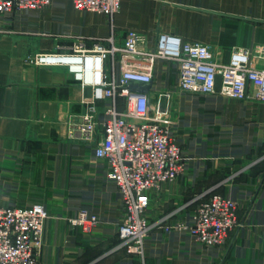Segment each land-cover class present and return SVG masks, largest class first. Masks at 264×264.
<instances>
[{"label":"crops","instance_id":"1","mask_svg":"<svg viewBox=\"0 0 264 264\" xmlns=\"http://www.w3.org/2000/svg\"><path fill=\"white\" fill-rule=\"evenodd\" d=\"M128 29L142 33L149 48L168 32L207 43L227 60L236 46L264 44V0H121L112 18L77 10L73 0H52L42 8L0 14V204L40 202L47 208L36 247L39 264L137 262L115 248L122 195L107 176V160L95 155L104 102L92 136L78 130L70 136L91 88L66 65L27 61L67 45L71 35L87 37L91 45V38L113 34L120 44ZM177 79L175 62L158 59L148 89L152 98ZM174 92L180 93L169 130L182 147L184 170L149 191L146 215L154 226L144 243L145 263L264 264V102ZM212 192L238 203L240 225L226 243L207 245L184 228H165L191 223L197 205ZM82 210L99 218L89 232L69 222Z\"/></svg>","mask_w":264,"mask_h":264},{"label":"built area","instance_id":"2","mask_svg":"<svg viewBox=\"0 0 264 264\" xmlns=\"http://www.w3.org/2000/svg\"><path fill=\"white\" fill-rule=\"evenodd\" d=\"M51 1L0 0V14L42 8ZM73 5L77 10L112 18L121 0H73ZM74 37L70 44L58 45L53 52L29 55L27 61L66 65L82 86L91 88V94L82 98L86 109L80 121L68 130L70 136L78 130L91 137L99 122V103L104 102L101 111L105 117L95 155L107 160V176L117 183L122 195L124 218L118 227L116 248L136 258L135 264H146L144 243L154 226L146 215L149 191L161 189L184 170L182 147L169 131L172 92L220 93L264 102V44L254 49L236 46L225 60L207 43L168 32L159 33L151 48L146 37L134 29L125 33L120 44L113 34L91 38V45L87 37ZM158 59L174 61L178 79L171 89L152 98L149 91L135 85L154 80ZM48 217L47 208L40 202L0 204V264H39L36 247ZM69 222L89 232L99 224V218L82 210ZM239 224L237 202L213 192L197 205L191 223L165 228H184L200 243L222 245Z\"/></svg>","mask_w":264,"mask_h":264},{"label":"rangeland","instance_id":"3","mask_svg":"<svg viewBox=\"0 0 264 264\" xmlns=\"http://www.w3.org/2000/svg\"><path fill=\"white\" fill-rule=\"evenodd\" d=\"M14 11V10H13ZM91 12H93V11H91ZM95 13H97V12H95ZM129 30V29H128ZM127 30V31H128ZM134 30H136V29H134ZM74 36H69L68 37V41H70V42H67V40H66V42H67V44H70L73 40H74ZM180 92H182V91H180ZM180 92H172V116H173V113H174V111H175V108H176V99L174 98L178 93H180ZM184 92V91H183ZM189 92V91H188ZM203 94V93H202ZM220 94V93H219ZM223 95V94H222ZM227 96V95H226ZM230 97V96H229ZM234 98V97H233ZM257 101V100H256ZM172 118V117H171ZM170 131V130H169ZM170 134L172 135V136H174V134H172V132L170 131ZM175 137V136H174ZM176 138V137H175ZM177 139V138H176ZM178 141V140H177ZM213 193V192H212ZM211 193V194H212ZM210 194V195H211ZM230 198V197H229ZM236 201V200H235ZM237 205H238V203H237ZM240 221V220H239ZM240 225V224H239ZM116 248V247H115Z\"/></svg>","mask_w":264,"mask_h":264},{"label":"water","instance_id":"4","mask_svg":"<svg viewBox=\"0 0 264 264\" xmlns=\"http://www.w3.org/2000/svg\"><path fill=\"white\" fill-rule=\"evenodd\" d=\"M136 87H138L139 89H141L142 91H148L150 84H139V85H135Z\"/></svg>","mask_w":264,"mask_h":264},{"label":"trees","instance_id":"5","mask_svg":"<svg viewBox=\"0 0 264 264\" xmlns=\"http://www.w3.org/2000/svg\"><path fill=\"white\" fill-rule=\"evenodd\" d=\"M210 196V195H209Z\"/></svg>","mask_w":264,"mask_h":264}]
</instances>
